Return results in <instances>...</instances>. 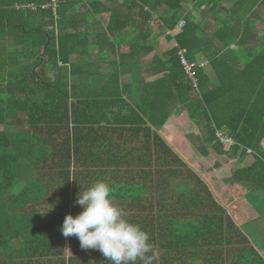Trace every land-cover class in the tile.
Instances as JSON below:
<instances>
[{
    "label": "trees",
    "instance_id": "trees-1",
    "mask_svg": "<svg viewBox=\"0 0 264 264\" xmlns=\"http://www.w3.org/2000/svg\"><path fill=\"white\" fill-rule=\"evenodd\" d=\"M61 1L67 8L69 0ZM223 1L123 0L125 12L116 16L120 24L109 22L108 31L114 32V25L120 30L135 27L129 51L117 53L114 46L108 53L99 52L98 57H111L112 65L88 68L99 79L82 84L75 81L73 59L82 54L70 48L80 37L66 30L62 12L55 33L48 12L25 13L0 0V264H62L67 244L71 257L101 253L82 249L76 236L64 237L60 231L66 215L83 211L76 203L78 194L100 180L111 185L127 219H140L155 264H224L229 247L258 255L209 185L158 133L169 118L170 102L176 101L198 118L203 141L216 151L220 129L232 138L233 155L253 150V161L234 169L232 178L264 188V50L242 48L257 1L235 0L224 7L226 15L212 33L195 21L193 10L207 6L216 22ZM181 20L184 24L176 31ZM152 21L162 30L176 31L168 35L176 47L164 59L155 54L160 65L155 72L163 75L146 81L139 73L141 58L157 43ZM234 43L241 50L232 51ZM179 49L186 50L190 61L198 56L208 60L218 86L210 88L207 75L197 68L195 92ZM121 76L127 82L121 83ZM135 84L140 97L134 103ZM86 86L88 91L81 92ZM122 109L127 116L117 120ZM116 123L130 138L129 145L98 147L97 152L87 134ZM119 153L136 156L140 164L121 169L110 164L115 169L103 170L106 165L97 161L101 154ZM20 183L21 189L13 193ZM139 204L153 208V215L130 210Z\"/></svg>",
    "mask_w": 264,
    "mask_h": 264
},
{
    "label": "crops",
    "instance_id": "crops-1",
    "mask_svg": "<svg viewBox=\"0 0 264 264\" xmlns=\"http://www.w3.org/2000/svg\"><path fill=\"white\" fill-rule=\"evenodd\" d=\"M235 0H224L221 7L217 10L218 20L215 22L214 14H212L207 6H203L200 10H193V17L195 21L202 27L209 26L208 31L211 33L213 28L219 23V19L226 15L225 8H230ZM257 6L255 8L256 14L251 19V30H249L243 39V46L245 51H261L264 50V0H256ZM123 0H69L67 8L61 6L62 1H59L57 9V19L55 20L52 14L47 10L38 11H21V12H48L53 19V29L57 33V23L59 15L62 12L61 19L66 22V30L73 32L80 37L79 41H75L70 46L71 49L77 50V53L82 55L79 57L75 55V67L78 69V75L75 81L83 83L97 82L98 77H92L91 71L88 68H109L112 65V58H101L97 55L99 52L108 53L112 47L115 46L117 53H126L129 51L130 43L137 34L135 27H129L125 30H120L114 25V32L108 31V23L116 21L117 26L120 24L117 15L125 12L122 6ZM8 4V3H7ZM65 4V2H64ZM225 7V8H224ZM19 11V10H17ZM60 11V12H59ZM131 24V23H130ZM152 25V36L156 37L155 49L148 54H145L142 59V66L140 75H143L146 81H152L161 77L163 73L155 72V69L160 65L154 61L155 54L163 58L170 49L176 47L175 40L171 36L176 31H180L179 23L176 31L162 30L158 28V24L154 21ZM232 51H239V45L236 43L230 46ZM205 63L201 70L208 77V85L210 88L216 87L219 84L218 78L209 63L202 56H198V61ZM70 65L68 64V67ZM137 73V75L139 76ZM52 79V74L49 75ZM121 83L127 82V77H120ZM140 79L137 78L135 83H139ZM86 88V89H85ZM88 91L87 86L81 92ZM132 102H138L140 97L139 86L135 84L132 88ZM169 118L158 133L161 137L177 152V154L192 168L202 179L209 185V188L214 194L217 201L227 210L232 216L234 221L240 226L243 233L248 239V243L254 247L258 255L255 253H238L229 247L225 252L224 264H264V188H256L247 182L237 181L232 178L234 169L242 168L249 165L253 161V150L248 149L245 156L233 155L231 150L232 144H222L218 151H216L211 143L203 141L201 124L198 118H192L190 112L183 109L176 101H171ZM117 114V120H123L127 114H124V109ZM108 129H97L89 132L86 137L91 138L93 147L105 148L108 145H115L117 148L129 145L130 138L123 134L124 129L119 124L109 126L103 124ZM101 126V125H99ZM97 127V126H96ZM113 127V128H112ZM227 133L223 130H218ZM108 132V133H107ZM114 132V133H111ZM229 137V136H228ZM115 141V142H114ZM87 143V142H86ZM260 146L264 148V137L261 140ZM121 149V148H120ZM92 156V155H91ZM97 161L101 164L103 170L123 168L125 165L140 164V159L133 155L119 153L118 155L101 154L97 157ZM137 163V164H135ZM110 164L114 165L110 166ZM118 165V166H115ZM113 167V168H112ZM132 167V166H130ZM142 206L141 204L131 206L130 210L136 212H148V215H153V208ZM138 215V214H136ZM145 215V214H140ZM138 220L134 223L138 224ZM147 222V221H146ZM147 226V224H145ZM69 245V244H67ZM162 254V253H161ZM70 251L64 253L65 262L62 264H110L102 253H80L76 257H71ZM69 258L78 260L70 261ZM155 256L153 253H147L144 261H138V264H155ZM194 259V257H193ZM187 260L185 264H195ZM213 258L210 259V263Z\"/></svg>",
    "mask_w": 264,
    "mask_h": 264
},
{
    "label": "clouds",
    "instance_id": "clouds-1",
    "mask_svg": "<svg viewBox=\"0 0 264 264\" xmlns=\"http://www.w3.org/2000/svg\"><path fill=\"white\" fill-rule=\"evenodd\" d=\"M76 203L83 211L66 215L60 231L64 237L76 236L82 249L98 250L110 264H138L152 251L148 233L126 218L108 182L96 181L78 194Z\"/></svg>",
    "mask_w": 264,
    "mask_h": 264
},
{
    "label": "built area",
    "instance_id": "built-area-1",
    "mask_svg": "<svg viewBox=\"0 0 264 264\" xmlns=\"http://www.w3.org/2000/svg\"><path fill=\"white\" fill-rule=\"evenodd\" d=\"M8 5L19 11H38V10H47L49 11L53 18L57 19V9L59 6L60 0H4ZM184 21L179 22V28L182 27ZM186 50L179 49L178 55L180 63L183 67L184 73L187 78L190 80L191 87L195 92L199 90L198 78L196 77V69L202 68L205 63L203 62H193L187 59L185 56ZM216 139L222 144H232V138L226 136L224 133L217 131L215 133Z\"/></svg>",
    "mask_w": 264,
    "mask_h": 264
},
{
    "label": "rangeland",
    "instance_id": "rangeland-1",
    "mask_svg": "<svg viewBox=\"0 0 264 264\" xmlns=\"http://www.w3.org/2000/svg\"><path fill=\"white\" fill-rule=\"evenodd\" d=\"M173 47H174V46H173ZM0 127H1V126H0ZM21 185H22V184L20 183V184H17L16 187L14 186L12 192H13V193H17V192L21 189ZM65 251H66V252H69V251H70V245H66V247H65ZM16 262H19V261H16Z\"/></svg>",
    "mask_w": 264,
    "mask_h": 264
}]
</instances>
